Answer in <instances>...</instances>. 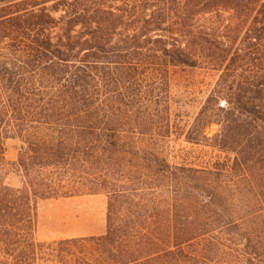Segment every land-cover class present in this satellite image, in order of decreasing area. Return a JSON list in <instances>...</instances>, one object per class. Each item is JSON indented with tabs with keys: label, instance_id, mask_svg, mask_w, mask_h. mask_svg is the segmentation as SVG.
<instances>
[{
	"label": "trees",
	"instance_id": "1",
	"mask_svg": "<svg viewBox=\"0 0 264 264\" xmlns=\"http://www.w3.org/2000/svg\"><path fill=\"white\" fill-rule=\"evenodd\" d=\"M179 69L218 76L184 125ZM94 195L104 235L37 240ZM0 264H264V0H0Z\"/></svg>",
	"mask_w": 264,
	"mask_h": 264
},
{
	"label": "rangeland",
	"instance_id": "2",
	"mask_svg": "<svg viewBox=\"0 0 264 264\" xmlns=\"http://www.w3.org/2000/svg\"><path fill=\"white\" fill-rule=\"evenodd\" d=\"M218 76L216 73L192 69H179L172 81L174 115L184 124L191 123L206 98L213 89ZM213 126L209 132H214ZM174 152L170 156L173 163L186 162L196 167L214 163L217 151L194 146L184 142V137L176 139ZM7 159H17V142L9 141ZM107 200L100 195L59 199L43 202L39 208L36 238L39 242H52L72 238L101 236L106 232Z\"/></svg>",
	"mask_w": 264,
	"mask_h": 264
}]
</instances>
